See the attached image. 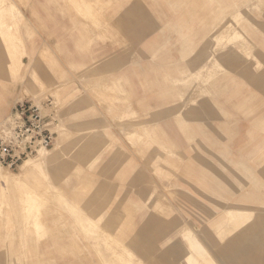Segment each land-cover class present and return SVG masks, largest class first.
Listing matches in <instances>:
<instances>
[{
    "label": "rangeland",
    "instance_id": "obj_1",
    "mask_svg": "<svg viewBox=\"0 0 264 264\" xmlns=\"http://www.w3.org/2000/svg\"><path fill=\"white\" fill-rule=\"evenodd\" d=\"M12 1L0 120L39 103L53 142L30 157L58 146L27 175L0 164L33 193L0 198V264H188L189 232L264 264V0Z\"/></svg>",
    "mask_w": 264,
    "mask_h": 264
},
{
    "label": "built area",
    "instance_id": "obj_2",
    "mask_svg": "<svg viewBox=\"0 0 264 264\" xmlns=\"http://www.w3.org/2000/svg\"><path fill=\"white\" fill-rule=\"evenodd\" d=\"M53 142L50 123L39 103L24 101L0 121V164L14 169L38 149Z\"/></svg>",
    "mask_w": 264,
    "mask_h": 264
},
{
    "label": "bare ground",
    "instance_id": "obj_3",
    "mask_svg": "<svg viewBox=\"0 0 264 264\" xmlns=\"http://www.w3.org/2000/svg\"><path fill=\"white\" fill-rule=\"evenodd\" d=\"M11 7V6H10ZM11 9V8H10ZM207 58V56H206ZM206 60V59H205ZM203 62V61H202ZM201 64V63H200ZM199 67V66H198ZM203 71V69H202ZM207 71V70H206ZM199 74V72H197ZM189 76V75H188ZM190 79V78H188ZM182 82V81H181ZM33 84V83H32ZM31 86V85H30ZM35 88V87H33ZM32 88V89H33ZM36 89V88H35ZM186 90V89H185ZM33 91V90H32ZM194 91V90H193ZM41 149H47V148H41ZM39 150V149H38ZM43 154V153H42ZM38 158H32L30 156V158H25L20 164V174L22 175H27L29 174V172H31V170L33 171L34 169H37L40 167L41 163H43L44 159V155H42ZM19 164V165H20ZM47 176V174H46ZM26 186V185H25ZM24 186V182L22 180V178L20 177L19 174L14 173L13 171H4L1 167H0V198H9L11 197V194L13 195V191L17 190L19 187L23 188L22 190V195H19V197L17 198V200H22V201H27L28 198H30V196L33 194L31 191L30 187H27V189ZM15 187H17V189H15ZM55 188V187H54ZM4 189H7V191H5ZM53 189V188H52ZM56 191V190H55ZM54 191V192H55ZM40 195H37V197L39 199L42 200V198L39 197ZM15 199V198H14ZM21 201V202H22ZM20 202V201H19ZM18 203V202H17ZM28 207V206H27ZM1 208V207H0ZM28 210V209H27ZM225 213L226 216V220L228 223H232L234 222L235 219L241 217L245 211L242 210H238V209H233V208H227L225 210H222ZM36 221V220H35ZM240 223V222H239ZM218 224V223H217ZM231 225V224H230ZM226 226H229V224H227ZM232 226V225H231ZM227 230V229H226ZM213 231V230H212ZM220 231V230H219ZM58 232V231H57ZM222 232V230H221ZM220 232V233H221ZM187 234L186 240L190 243V247L192 252L189 254H186L185 256V261L188 264H216V262L214 261V259L210 256V254L208 253V251L206 250L205 247H203V245L201 244V242L198 240V238L195 237V235L190 234L189 233H185ZM199 234V233H198ZM225 234V233H224ZM224 236V235H223ZM182 237V238H183ZM225 237V236H224ZM189 248V247H188Z\"/></svg>",
    "mask_w": 264,
    "mask_h": 264
},
{
    "label": "crops",
    "instance_id": "obj_4",
    "mask_svg": "<svg viewBox=\"0 0 264 264\" xmlns=\"http://www.w3.org/2000/svg\"><path fill=\"white\" fill-rule=\"evenodd\" d=\"M5 2L7 3V5H15L16 6V4L12 1V0H5ZM18 8V7H17ZM19 9V8H18ZM4 11H5V16H6V19H7V23H6V25L10 28L11 27V25H17V24H14V23H16V22H14L13 21V19L11 18V16H9V14H7V12H6V9L4 8ZM19 11L21 12V15H22V17H23V13H22V11L19 9ZM10 17V18H9ZM12 21V22H11ZM15 28V27H14ZM223 28V25L221 26V29ZM224 28H225V25H224ZM1 29L2 28H0V33H1ZM15 29H17V27L15 28ZM223 30V29H222ZM222 30H220V32L217 34V36L219 35V34H223V33H225L226 34V37L228 38V39H232V40H243V39H245L246 37L244 36V34L242 33V32H240L239 30H232V29H227V30H225L224 32L222 31ZM11 53H10V58H11ZM209 57H211V56H208V58H206V60L204 59L203 60V62H201V64H199V67H198V72H202V69H204L206 66H207V64H208V61H209ZM16 61L18 62V61H21V63L23 64V61H22V59H21V57H19V58H17L16 59ZM21 64V65H22ZM22 67V66H21ZM198 74V73H197ZM257 80H259V78L257 77L256 79H255V82L257 81ZM16 105V104H15ZM14 105V106H15ZM14 106L11 108V110H10V112L13 110V108H14ZM9 112V113H10ZM8 113V114H9ZM7 114V115H8ZM6 115V116H7ZM5 116V117H6ZM4 117V118H5ZM3 118V119H4ZM2 119V120H3ZM1 121V120H0ZM62 131H63V128H58V136H61V134H62ZM56 145V144H55ZM53 146L52 148H50V150H49V152H48V155L46 156V157H44V159L47 161V162H49L50 161V159H51V157H52V151L55 149V148H57V146ZM23 180V179H22ZM24 182V181H23ZM26 185H27V183H25ZM28 187V186H27ZM31 188V187H30ZM4 190H6V189H4ZM7 191V190H6ZM227 208H233V209H238V210H242V211H245V213L241 216V217H239V218H237V219H235L234 220V223H238V226H237V228H241L242 226H244L246 223H247V220H249L248 218L247 219H245V217H246V214L248 215V214H250V210H248V209H245V208H240V207H225V208H223L222 210H225V209H227ZM224 212V211H223ZM245 215V216H244ZM224 216H225V213H224ZM225 218H226V216H225ZM240 222V223H239ZM262 223H264V221H261ZM219 224V222H216V224ZM237 225V224H236ZM220 232H221V230H220ZM225 232H221L220 233V237L221 238H225L226 236H228L227 235V233L226 234H224ZM225 237H224V236ZM202 244V243H201ZM204 247V246H203ZM207 250V249H206ZM217 264V263H216Z\"/></svg>",
    "mask_w": 264,
    "mask_h": 264
}]
</instances>
